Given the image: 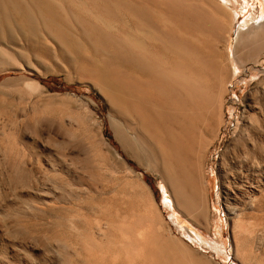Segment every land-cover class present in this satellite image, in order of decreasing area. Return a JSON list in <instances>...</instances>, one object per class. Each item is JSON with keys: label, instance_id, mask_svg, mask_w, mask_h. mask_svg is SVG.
I'll return each instance as SVG.
<instances>
[{"label": "rangeland", "instance_id": "374dc122", "mask_svg": "<svg viewBox=\"0 0 264 264\" xmlns=\"http://www.w3.org/2000/svg\"><path fill=\"white\" fill-rule=\"evenodd\" d=\"M20 1L36 28L24 41L21 8L1 7L12 20V41L1 27L0 264H264V168L244 154L253 145V115L264 107V49L256 57L234 51L245 21L243 32L264 29V0H120L131 11L109 0L97 7L128 31L144 26L160 34L157 24H164L208 67L212 111L195 114L189 169L175 170L184 181L194 166V214L167 184L162 124L154 130L142 121L154 112L148 105H164L145 67L115 57L102 34L66 8L61 24L38 1ZM64 31L65 39L55 38ZM108 83L128 98L141 96L142 111L122 109ZM188 122L180 116L173 130L182 133ZM159 183L173 213L205 241L189 239L171 219Z\"/></svg>", "mask_w": 264, "mask_h": 264}, {"label": "bare ground", "instance_id": "6f19581e", "mask_svg": "<svg viewBox=\"0 0 264 264\" xmlns=\"http://www.w3.org/2000/svg\"><path fill=\"white\" fill-rule=\"evenodd\" d=\"M34 1H38L37 3L42 5L53 16L55 22L58 21L61 24H65V21L68 19L67 18L68 15L65 18L62 16L60 12L61 9L66 8L67 12H69V14L74 16L76 21L83 24L92 32L101 33L102 34L101 36L104 39V41L112 48L113 55L115 57L120 58L130 64L139 63L140 65L145 67L152 80L151 92L159 97H163L164 105L163 107L160 108H155L156 106L154 105L152 106L148 105L153 109L152 111L154 112L147 118L145 116H142V121L147 122L150 126L153 127L154 130L157 128L158 126L157 124L159 125L162 124V128L164 129V134H165L164 136L165 142H164L163 154H162L164 158V164L162 168H164L165 171L164 173L165 175H167L168 183L167 182L166 183L171 186L174 195L173 197L174 199H176V202L180 206L185 208V210L190 209V212L192 214L199 212L198 209L199 207H197L198 206L197 198H198V186L200 185V182L198 179H196L194 175L195 173L193 168L194 166L191 167V171L189 175H187L188 173L187 174L184 173L185 174L184 176L181 173L184 176V181L183 179H180L179 177L176 176L175 170L177 168L180 172H182V171H188L189 169L186 158H184V156L189 154L191 151L190 136L192 134L191 132L193 129L192 128L194 122L193 120H195V114L197 112L201 113L203 111L207 115L211 114L212 98L210 99L211 95H209L210 93L209 89L211 87L212 82L209 77L208 67L196 55H191L189 53V45L187 40L177 36L176 34H174V32H168V30H166L167 29L166 26L164 24L161 25V23L157 24V28L158 27L160 28L159 29L161 32L160 34L151 31V29L150 31L146 30V27L144 26L135 28L136 30L133 28L134 27L133 26L132 27L133 30L130 27L128 31L126 29H128L130 25L126 24L125 22L124 23L127 25L126 27L123 28L120 22L119 25H121V28H119L120 26L118 24L117 25L119 27H117V25H114L115 23L113 24L111 20H109L111 18L110 14H109L110 18H107L108 16L106 15L105 17L104 15L105 13L103 14V11L102 12L100 11L101 9H105L106 6L105 8L99 7L101 8L100 10H98L99 8L97 9L98 6L104 5L106 2H109V0H34ZM4 5L11 7L18 6L21 8V23L19 24V26H17V29L19 30L21 37L23 36L24 39H28L25 37L31 38L32 36H34L36 33V28L34 25L33 17L31 12L25 7V5L22 4L20 0H0V28L3 27L6 30L7 39H10L12 20L10 19L9 15H7L2 11L1 7ZM112 6H115L116 8L123 6L127 10L131 11L130 8L131 6L127 3L121 2L120 0H117L114 3V5L112 4ZM116 8H114V10ZM123 10L124 9H122V11ZM119 11H121V9ZM263 14L264 13H262V16ZM131 17L133 18L135 16L132 15ZM148 18L152 20L151 23L157 22L154 21V18L151 15L148 16ZM260 18L262 17L260 16ZM113 22L115 21L113 20ZM138 24L142 25L140 21L138 22ZM143 24L147 25L146 23ZM246 24L247 22L245 21L243 25ZM140 25H136V26H140ZM243 25L241 24L240 26ZM261 26H259L258 28L255 27L251 30L249 28L250 31H246V32L239 30L238 27L237 29L238 31H236V40H235L236 50H234L235 55L238 58H241L243 54H250L251 56L256 57L259 55V53L262 52V50L264 49V29ZM113 33L115 34L114 36ZM50 34L49 33L44 34V38H46L45 36H49L50 39L52 38L53 40L54 38L51 37L52 35ZM55 35H56L55 38L59 40L65 39L67 37L65 31L58 32ZM13 37L14 36H12V38ZM10 41H12V39H10ZM47 41H49V39H47ZM157 49H159V51L161 52H159ZM161 49H163V51ZM168 52L170 55L168 54ZM108 87L111 88L110 91L113 93V95L119 98V100L123 102L122 109L127 107V104H129L134 108V110L138 112L142 111L143 106L145 104V100L141 96L136 95L133 98H128V95L124 91H120L116 87H112V85L109 83H108ZM214 94L215 95L213 96V99L217 95L216 92ZM215 103L216 102H214L213 104ZM260 106L261 109L259 113L255 112L253 115L254 124L251 123L252 124L251 127L248 129V131L246 130L247 136H249L248 138H250L249 140L253 141V145L249 146L250 147L249 149V147H247V143L245 144L244 140L241 141L242 143L244 142L243 144L242 143L241 144L242 146L244 144L246 146V147L244 146L246 150L243 149L245 150L244 153L245 156H247V158L251 157L252 160L253 159L256 160L257 162L255 163L257 166L256 165L254 166L263 169L264 168V107L262 104ZM251 108L252 109L254 108L253 109L254 111L257 109V107H254V105L250 106V109ZM180 116L182 118L184 117V119H187L189 122L185 130L183 129L182 133H176L173 130L172 126L174 124H177L178 118ZM154 130L151 136L153 137L156 143L157 142L159 143V138L158 136H156V132ZM116 134L119 135L117 131ZM188 189H190L192 192V194H190L191 196L187 194ZM157 191L158 193L160 191L162 202L164 205L163 207L168 209L170 213L169 216L174 222H176L181 227L185 228V232L188 235L189 239L195 237L201 242L205 241L206 239L205 236L198 229L190 225L184 226L185 224H188L187 221H185V219H182L180 215L173 213L174 212L173 208L175 207V206L173 207V204L175 205V203L171 202L169 192L165 188L164 184H160V189L157 188Z\"/></svg>", "mask_w": 264, "mask_h": 264}]
</instances>
